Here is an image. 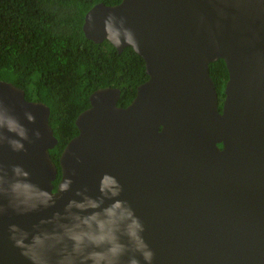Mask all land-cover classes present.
Returning <instances> with one entry per match:
<instances>
[{
	"label": "water",
	"instance_id": "obj_1",
	"mask_svg": "<svg viewBox=\"0 0 264 264\" xmlns=\"http://www.w3.org/2000/svg\"><path fill=\"white\" fill-rule=\"evenodd\" d=\"M83 30L132 47L148 79L125 107L118 87L90 95L56 189L49 106L0 79V264H94L109 247L118 264H264V0L101 2Z\"/></svg>",
	"mask_w": 264,
	"mask_h": 264
},
{
	"label": "trees",
	"instance_id": "obj_2",
	"mask_svg": "<svg viewBox=\"0 0 264 264\" xmlns=\"http://www.w3.org/2000/svg\"><path fill=\"white\" fill-rule=\"evenodd\" d=\"M121 0H0V79L23 88L29 100L50 108L58 138L50 150L61 179L60 156L78 133L76 119L90 106V95L103 87L121 89L120 106L129 105L148 79L145 60L132 47L122 52L108 40L85 36L87 12L98 3ZM215 84L224 89V60L210 64Z\"/></svg>",
	"mask_w": 264,
	"mask_h": 264
},
{
	"label": "clouds",
	"instance_id": "obj_3",
	"mask_svg": "<svg viewBox=\"0 0 264 264\" xmlns=\"http://www.w3.org/2000/svg\"><path fill=\"white\" fill-rule=\"evenodd\" d=\"M108 32H109V39L110 40H114L115 43L117 45L120 44V39H119V36H120V32L119 30L117 29H114V27L109 24L108 25ZM125 36L127 37V39L130 41L131 40V35L130 33L128 32V30H125ZM28 119L30 121H33L34 120V117L29 115L28 116ZM9 130L10 131H13V132H17L19 134L20 137H22L23 139H27V130L23 127V126H20L19 124H15L13 122H10L9 123ZM37 136H39V132L36 133ZM11 143L13 144V146L15 148H22L23 145L19 142V141H11ZM18 171V170H17ZM67 186L68 184L65 183L64 185H62V190H66L67 189ZM103 191V189H102ZM20 243V242H18ZM95 244L97 245H100V244H103L105 243V241L103 240V238L97 240V241H94ZM124 249L122 248H118V247H109L107 252L106 253H100L98 255H93V259H94V264H104V262L106 261V264H118V261L120 259V257L124 254ZM131 251H137L136 249H133ZM142 255L144 257L145 260L147 261H151L152 259V253L149 252V251H143L142 252ZM128 264H139V260L133 256L130 261L128 262Z\"/></svg>",
	"mask_w": 264,
	"mask_h": 264
},
{
	"label": "flooded vegetation",
	"instance_id": "obj_4",
	"mask_svg": "<svg viewBox=\"0 0 264 264\" xmlns=\"http://www.w3.org/2000/svg\"><path fill=\"white\" fill-rule=\"evenodd\" d=\"M217 87V91H218V95H219V109L222 111L223 110V105H224V101H225V94H224V89L220 87L219 84L216 85ZM222 146V145H221Z\"/></svg>",
	"mask_w": 264,
	"mask_h": 264
}]
</instances>
